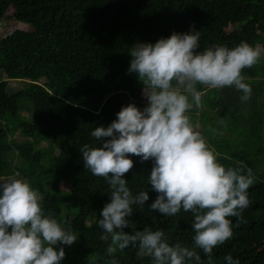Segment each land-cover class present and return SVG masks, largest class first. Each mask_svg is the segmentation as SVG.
Here are the masks:
<instances>
[{
  "label": "trees",
  "instance_id": "16d2710c",
  "mask_svg": "<svg viewBox=\"0 0 264 264\" xmlns=\"http://www.w3.org/2000/svg\"><path fill=\"white\" fill-rule=\"evenodd\" d=\"M9 8L11 19L31 26L32 32L14 30L0 38V172L12 171L20 178L17 166L5 160L13 152L26 163L22 175L28 174L42 196L45 214L77 235L72 254L64 248L61 264H151V258L141 256L131 244L107 251L111 242L101 240L97 216L110 199V189L103 177L84 168L79 151L85 143L99 145L90 131L107 126L122 105L131 102L142 108L147 102L136 74L127 71L129 48L137 41L154 43L191 28L201 33L200 50L213 44L234 47L242 41L261 48L257 62L242 69L251 86L247 99L234 86L198 84L201 106L188 115L200 124L199 132L220 163L244 174L251 170L253 176L243 221L237 224L236 217H230L233 235L213 249L212 264H226L227 254L239 257L241 264H264V0H0V21ZM10 80H23L25 87L11 92ZM22 100L31 104L27 122L17 120ZM240 113H254L257 122L245 120L240 130ZM206 117L214 118V125L227 122L232 134L206 133ZM9 118L15 125L7 123ZM16 130L21 141L11 139ZM43 140L48 143L44 151L37 147ZM56 150L59 153L53 155ZM48 154L52 157L45 168L41 161ZM131 158L133 168L124 174L129 187L134 193L146 188L150 199L143 208L134 206L129 219L138 229H164L169 243L192 246V213L181 210L166 217L148 208L157 195L147 186L152 163ZM42 181L48 182L49 190ZM64 205L77 211L61 221ZM197 251L203 264H209L208 256ZM84 256L91 259L84 261Z\"/></svg>",
  "mask_w": 264,
  "mask_h": 264
},
{
  "label": "clouds",
  "instance_id": "9594fccd",
  "mask_svg": "<svg viewBox=\"0 0 264 264\" xmlns=\"http://www.w3.org/2000/svg\"><path fill=\"white\" fill-rule=\"evenodd\" d=\"M200 36L191 28L154 43L132 45L127 71L142 84L146 104L122 105L107 126L90 131L99 145L85 143L79 149L84 168L103 177L110 189V199L97 216L101 240L111 242L109 253L131 244L141 256L150 257L151 264H203L200 249L212 264L213 249L233 235L230 217H236L237 224L243 221L250 204L251 170L244 174L220 163L188 112L201 106L198 84L234 86L247 99L251 86L242 69L256 63L260 51L243 41L234 47L213 44L200 50ZM133 155L152 163L147 186L157 195L148 208L166 217L181 210L192 213V246L169 243L164 229H138L129 219L134 206L143 208L150 199L146 188L134 193L125 178L133 168ZM42 199L26 179L0 176V264H61L65 251L57 245L78 240L74 231L45 214ZM129 227L131 232L124 230ZM224 260L241 264L231 254Z\"/></svg>",
  "mask_w": 264,
  "mask_h": 264
},
{
  "label": "rangeland",
  "instance_id": "374dc122",
  "mask_svg": "<svg viewBox=\"0 0 264 264\" xmlns=\"http://www.w3.org/2000/svg\"><path fill=\"white\" fill-rule=\"evenodd\" d=\"M12 13H13L12 8H9L8 11L6 12L3 20L0 21V38L5 37L7 34H10L14 30H20V31H25V32H32V27L31 26L26 25V24L21 23V22H16L15 20L13 21L11 19ZM257 49L261 53V48L260 47H257ZM7 86H8L9 91L14 92L16 90H19L21 88H24L25 87V83L22 80H10L8 82V85ZM143 100L146 101L145 98H143ZM19 105H20V107L22 109L20 111V113H19V116H21V118H19L17 120L18 121L24 120L25 122L30 121L31 120V104L28 101H26V100H22ZM248 110L250 111V109H248ZM196 115H198V113H196ZM238 117H239V122L237 123V126L239 127L240 130L242 129V127H244L245 120L248 121V124H254V123L257 122V120H256L257 119V116L254 113H249V114H247V113H244V114L243 113H240ZM213 119L214 118H207L206 117L205 121L207 123V127L204 129L206 133L211 134L213 132H216V133H218L220 135H222L224 133L229 134V135L232 134V133H229L228 132V127H230V126L228 125L227 122L225 124H221V125H219V124L218 125H214L213 124ZM15 122H16V120L13 119V118H9L7 120V123L9 125H15ZM211 123L213 124V127H208V126H210ZM195 124H198L199 125V127L197 128V131H201L200 124L197 121H196ZM11 139L12 140H15V141H21L23 139V136L16 130V132H14L12 134ZM47 146H48V143L45 140H43L41 143H39L37 145V147H39L38 149H43V148L47 149ZM45 149H43V151ZM58 153H59V151L56 150V151L53 152V155H57ZM44 154H46V153L44 152ZM51 157H52V154H48L47 157L42 158V161H41L42 166H44L45 168H47L48 163L50 162ZM5 160L7 162H9V163L13 162V164L17 166L16 173H20V178L26 179L27 181L30 180L27 177L28 174L22 175V171H21L22 168L26 167V163H22L20 161V159H17L15 157V154L13 152L7 153L6 154V157H5ZM8 175H15V173H12V171L0 172V176H8ZM42 186L44 187V189L45 188L46 189L48 188V190H49V188H50L48 182H43L42 181ZM60 187L61 188H65V189L68 188V186L67 185H64V184H62ZM76 211L77 210L75 208H72L71 206L64 205L62 207V211H61V214H60V220L61 221L64 220V218H65L66 215H68V214L72 215V214L76 213ZM94 216H95V214H92L87 219V224L88 225L91 224V222L94 219ZM73 244L70 245V246H68V245H59V246L64 247L65 250L68 253L72 254ZM83 259H84V261H87V260L91 259V256H84Z\"/></svg>",
  "mask_w": 264,
  "mask_h": 264
}]
</instances>
